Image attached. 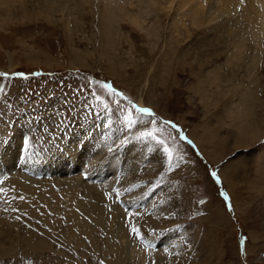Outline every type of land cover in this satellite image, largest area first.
<instances>
[{
	"label": "rangeland",
	"instance_id": "1",
	"mask_svg": "<svg viewBox=\"0 0 264 264\" xmlns=\"http://www.w3.org/2000/svg\"><path fill=\"white\" fill-rule=\"evenodd\" d=\"M35 1L27 15L0 16V264H113L105 240L76 246L65 221L44 223L48 208L20 207L25 197L1 183L13 174L102 187L96 203L122 209L144 264L157 254L162 264H264V22L256 36L242 22L247 49L229 62L231 35L219 36L223 51L203 47L212 31L173 32L174 9L159 38L126 18L107 37L103 2L59 0L50 11ZM72 152L80 162L64 167ZM29 233L50 249L26 253L18 240Z\"/></svg>",
	"mask_w": 264,
	"mask_h": 264
},
{
	"label": "bare ground",
	"instance_id": "2",
	"mask_svg": "<svg viewBox=\"0 0 264 264\" xmlns=\"http://www.w3.org/2000/svg\"><path fill=\"white\" fill-rule=\"evenodd\" d=\"M58 1L59 0H36L35 2L41 3L43 5L42 8L51 11L54 9L52 6H56L59 3ZM98 1L103 2V6L100 5L103 7V9H101L100 15L105 28L104 34L107 37L110 34L113 36L112 32L117 30V26L114 25L116 20L126 18L129 20V22H132L140 29L148 31L149 35H154V37L159 38L160 35L158 36L156 26V24L160 22L159 18H161L164 14H168L174 9L175 11L173 13L175 17L176 15L177 17L172 20V26L174 28L173 32L177 33V26L178 29L185 28L186 26L183 25H187V23H189V25L192 24L201 27V30L209 29V31H212L211 34H206L202 39L203 47H212L216 48L217 51H223L221 44H218V42H221V40L218 41L219 36H223L224 32H227L229 36L231 35L233 39L229 37L230 40L227 41L228 43H225L226 45L228 44V46L231 45V47L235 48L234 51L236 54L234 55L232 53L233 55L231 56V60L228 59L229 62L233 60H240L241 57L244 56L243 54L247 49V45L245 44L246 36L242 31V22L245 20L243 23H246L249 26L248 29L254 36H256L257 32H262L259 31L258 28L260 24L264 22V0ZM14 3H17V7L13 9L12 4ZM28 3H33V0H0V16H3L2 13H5L6 15L8 13H13L16 9L24 13L23 15H27L29 14V11L26 9ZM228 17L229 20L226 21ZM150 21H154L152 28L147 26V23ZM214 23H216V26L212 25ZM222 27L225 30H222ZM111 41H114V39L112 38ZM251 59L253 60V58ZM246 127L248 126L246 125ZM73 149L76 153V147ZM131 151L132 150H130L127 155H129ZM75 153L72 152V157L70 155V159H68V161H62L64 167L68 165L69 168H71V164H69V162L77 164L80 162V159H77L79 161H75L76 158L73 157ZM116 161L110 162L111 166L114 168V171L115 167L118 165ZM49 163L52 165L53 160H51ZM110 168L111 167H107L105 169L102 168L101 173H103L105 170H110ZM54 171L58 172L59 168H54L53 172ZM104 173L106 174H101L99 178L107 175V171ZM58 178H61V175L56 176L55 178V182L58 186L57 188H53L51 185H48L43 181H36L31 178H26L15 174L4 177L1 183L2 185H5V188L11 193H14L15 195L20 194L25 197V200L21 202L20 207H28L30 204L34 203V210L40 209L43 211V213L48 208V210L51 211L52 217L49 218V215L44 213L43 219H47V222L44 223L55 226L56 223H62V221H65L67 224V228L65 229L64 233L67 237L66 239L68 241L75 239L76 246H85V244L88 243L87 240L89 239L90 244H92L90 247L99 249L98 244L101 242V240H105L106 249L104 248V253L107 256V259L112 261L113 264H139L137 263L138 261L141 264H144L147 257H145L146 255L144 256L138 252L133 246V241L128 234L129 231L127 232L126 226L128 222L125 221V214L124 217L122 215V213H124L122 209L116 204H113L107 210H104L102 206H100V203H96V201H100V198L103 196L104 189L98 185L97 187L94 182L93 184H90L88 182L85 183L75 180L73 184L71 182L70 184H66L64 183V178ZM78 183L79 185L77 186ZM105 183L106 182H104V184ZM79 193H81V196H79ZM32 215L37 216V212H33ZM126 219H128V217ZM103 230H106L107 233L103 232ZM103 233L106 234L105 239L100 238V234ZM29 234V238L25 236L18 240L26 253L29 251L32 253H37V251L41 248L50 249V244L46 236L40 240H36L34 233ZM0 235H2L1 227ZM4 240L5 239L0 238V249L2 250H4L2 247L5 246L3 243ZM15 242H10V246H12ZM1 253L2 252L0 250V256L2 255ZM156 257L157 260L159 259V264H162L161 261L164 260L163 257L160 256V254H157L153 259H156Z\"/></svg>",
	"mask_w": 264,
	"mask_h": 264
},
{
	"label": "snow or ice",
	"instance_id": "3",
	"mask_svg": "<svg viewBox=\"0 0 264 264\" xmlns=\"http://www.w3.org/2000/svg\"><path fill=\"white\" fill-rule=\"evenodd\" d=\"M7 75H8V73H0V76H7ZM15 75H18V76H24V73H16ZM113 92H115V89H113ZM120 95H122V93H121ZM138 111L141 112V113L152 114V113H151V110H150V109H147V108H138ZM166 123H168V124H172L171 121H168V122H166ZM62 124H63V121H60V122H59L57 125H55L54 127H55V128H60V126H61ZM130 126H131V124H130ZM66 130H67V129H64L63 131H66ZM63 131H61V133H60V137H58L57 139H60V138L63 137ZM147 135H150V134H147ZM184 139H186V137H184ZM160 143H162V142H160ZM189 143H191V142L189 141ZM167 151H168V150L165 149V152H167ZM211 175L215 176L216 173H215V172H212ZM20 198L23 199V197H20ZM17 219H20V217L18 216ZM132 230H133V232H136V231H137V229H136L135 227H134ZM101 264H102V262H101Z\"/></svg>",
	"mask_w": 264,
	"mask_h": 264
}]
</instances>
